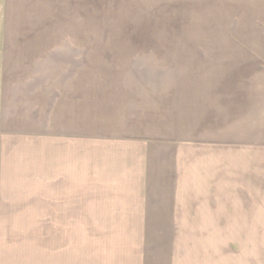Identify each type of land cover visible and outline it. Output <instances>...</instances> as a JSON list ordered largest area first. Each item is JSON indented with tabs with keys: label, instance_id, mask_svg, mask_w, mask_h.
Returning <instances> with one entry per match:
<instances>
[{
	"label": "crops",
	"instance_id": "obj_1",
	"mask_svg": "<svg viewBox=\"0 0 264 264\" xmlns=\"http://www.w3.org/2000/svg\"><path fill=\"white\" fill-rule=\"evenodd\" d=\"M49 10L0 0V264H96L85 235L264 233V82L233 81L264 75V52L139 64L219 81L136 99L133 118L125 83L100 81L99 38L50 33Z\"/></svg>",
	"mask_w": 264,
	"mask_h": 264
},
{
	"label": "rangeland",
	"instance_id": "obj_2",
	"mask_svg": "<svg viewBox=\"0 0 264 264\" xmlns=\"http://www.w3.org/2000/svg\"><path fill=\"white\" fill-rule=\"evenodd\" d=\"M49 1L50 33L99 38L98 53L92 56L102 72L100 81L125 83L134 104L130 113L133 118L140 109L135 105L136 99L143 96L153 99L156 93L161 98H171L169 89L186 82L187 78L193 85L204 87L217 82L214 79L219 77L212 74L175 76L168 71L154 75L149 73L154 68H139V64L144 66L147 61L149 66L151 61L161 66L165 53L171 51L234 53L248 50L259 56L264 52V11L254 3L251 6V0ZM243 77L264 82L262 74L236 75L233 81L242 82ZM229 78L220 76V82H228ZM141 83L145 84L144 88L141 86L143 89L139 87ZM156 85H160L158 89H169L160 91ZM180 223L186 221L180 220ZM178 230L189 231V228ZM96 237L85 235L81 252L83 260L97 261L96 264H264V233L130 234L112 235L103 240ZM102 241H109V246L119 250L99 249ZM140 246H145V250H120Z\"/></svg>",
	"mask_w": 264,
	"mask_h": 264
}]
</instances>
